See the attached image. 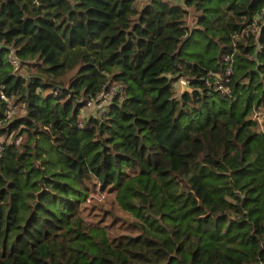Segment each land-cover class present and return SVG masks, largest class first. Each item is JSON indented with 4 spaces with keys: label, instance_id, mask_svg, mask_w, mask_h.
Wrapping results in <instances>:
<instances>
[{
    "label": "trees",
    "instance_id": "16d2710c",
    "mask_svg": "<svg viewBox=\"0 0 264 264\" xmlns=\"http://www.w3.org/2000/svg\"><path fill=\"white\" fill-rule=\"evenodd\" d=\"M0 136V264H264V0H0Z\"/></svg>",
    "mask_w": 264,
    "mask_h": 264
},
{
    "label": "rangeland",
    "instance_id": "374dc122",
    "mask_svg": "<svg viewBox=\"0 0 264 264\" xmlns=\"http://www.w3.org/2000/svg\"><path fill=\"white\" fill-rule=\"evenodd\" d=\"M40 36L41 37H47V38H50L52 39L53 41H55L56 43H59L61 44L63 42V40L61 39V37L55 32V30L50 26V25H44L43 26V29L40 33ZM182 80H185L184 78H181L179 81V83H181ZM187 81V80H186ZM181 85V84H180ZM182 86V85H181ZM110 100V98H108L107 96H104L102 95L101 96V103H105V102H108ZM92 105H95V103H92ZM97 106V107H96ZM95 106V108H98L100 106V104H97ZM95 108H90V107H87L85 109H83V111H87V112H90L91 110H95ZM94 193V198L92 199V202L96 201V202H103L105 204H109L112 200H114V193H110L108 192L107 190H96L93 192ZM88 203L87 204V208L85 209V214L87 217L89 218H93V210H92V205L90 203V200L87 201ZM96 210V209H95ZM95 210H94V213H95ZM117 211L122 214V215H128L127 212L123 211L122 209L118 208L117 207ZM112 219V216H108L106 218V221L107 222H110Z\"/></svg>",
    "mask_w": 264,
    "mask_h": 264
},
{
    "label": "built area",
    "instance_id": "2783aa9c",
    "mask_svg": "<svg viewBox=\"0 0 264 264\" xmlns=\"http://www.w3.org/2000/svg\"><path fill=\"white\" fill-rule=\"evenodd\" d=\"M250 29L252 31H255L257 29V25L255 23H253L252 27ZM11 51L14 54V49H12ZM226 58H227L229 64L226 67L225 75L223 76V74L215 73V75L210 76L206 80V82L211 84V85H213L214 88L220 90L222 94L231 95L232 94V87L230 85V80H231L230 74L233 71V56L232 55H228ZM11 61H12L13 65H14V68L18 69L19 68V59L16 57L15 54L11 57ZM211 77L213 79H211ZM115 91H116V88L113 87L110 92L112 93V92H115ZM102 95L108 97L110 94H102ZM102 95H100V97ZM1 149H2V137L0 136V150Z\"/></svg>",
    "mask_w": 264,
    "mask_h": 264
},
{
    "label": "water",
    "instance_id": "95a60500",
    "mask_svg": "<svg viewBox=\"0 0 264 264\" xmlns=\"http://www.w3.org/2000/svg\"><path fill=\"white\" fill-rule=\"evenodd\" d=\"M181 85H182V91L187 90V89L191 90V87L189 86V84L186 80H182Z\"/></svg>",
    "mask_w": 264,
    "mask_h": 264
}]
</instances>
